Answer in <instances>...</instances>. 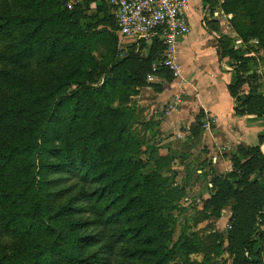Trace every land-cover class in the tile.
I'll return each instance as SVG.
<instances>
[{
	"label": "trees",
	"instance_id": "trees-1",
	"mask_svg": "<svg viewBox=\"0 0 264 264\" xmlns=\"http://www.w3.org/2000/svg\"><path fill=\"white\" fill-rule=\"evenodd\" d=\"M70 1L0 0V264H170L173 212L185 188L161 174L171 162L144 172L134 110L113 107L162 61L164 46L152 37L146 59L114 65L112 8L106 0L68 8ZM262 1L229 0L224 9L247 8L252 38L264 43ZM92 5L96 15L83 25ZM100 16L112 31L95 26ZM216 50L222 66L225 46ZM241 72L234 70L238 85H248ZM249 93L233 95L237 115L254 109L264 118V97ZM261 152L257 145L232 153L233 171L214 180L208 202L214 214L231 208L230 234L242 252L252 253L264 222ZM196 241L185 239L184 250ZM234 264L258 263L241 254Z\"/></svg>",
	"mask_w": 264,
	"mask_h": 264
},
{
	"label": "rangeland",
	"instance_id": "rangeland-1",
	"mask_svg": "<svg viewBox=\"0 0 264 264\" xmlns=\"http://www.w3.org/2000/svg\"><path fill=\"white\" fill-rule=\"evenodd\" d=\"M228 1L210 0L206 7L202 0H191L186 11L191 26L190 33L185 44L178 46L177 52L179 76L175 77L170 72V76H166L158 72L159 74H155L158 80H150L153 75L151 68V73L143 83L132 88L131 97L113 104L114 108L130 107L134 110L136 124L132 131L143 144L137 161L149 162L144 172L155 170L156 163L164 165L171 162L163 167L161 174L166 178L173 176L174 185L185 188L180 208L173 212L175 223L172 227L171 247L175 251L170 264H234L235 258L241 254L258 264H264V222L258 225L251 238L252 253L242 252L239 248L241 239L231 238V208H224L219 214H214L212 207L208 205L214 180L219 177L226 179L233 171L230 163L232 153L239 147L260 145L264 155V118H257L254 109L252 115H248L246 110V115H237L236 111L241 104L233 98L236 95L247 97L249 92L254 97H264V43L257 37L252 38L251 28L254 23L248 9L239 3L233 12L228 13L224 9ZM74 4L84 7V0H72L67 7ZM94 7L92 5V8L84 11L87 19L82 22L83 25L96 15ZM260 7L262 11L256 19L264 21V0ZM102 17L100 16V23L95 26L112 31L105 25ZM114 33L117 39V59L114 65L130 56L141 59L148 57L150 40L132 42L121 39L116 30ZM218 43L225 46L226 53L221 68L218 66L220 73L214 76L202 68L195 70V59L206 53L207 49L216 48ZM185 57L190 58L192 63H185ZM108 69L113 70L112 66ZM235 69L243 71L241 77L248 81V85H238ZM205 73L209 76H205ZM190 85L194 86L197 94H184L183 91ZM231 89L235 91L232 92ZM192 97L199 98L192 101ZM176 101L179 104L175 105ZM208 107L214 111L206 114L204 108ZM185 111L194 115L192 123L187 124L190 119L182 115ZM211 114L216 116H210ZM178 115L187 117L185 128L180 129L176 135L173 131L162 133V125L159 127L158 123ZM199 116L204 117L202 128L197 123ZM210 117L215 118L216 122L208 133L203 127ZM214 128L218 131L214 139L219 137L218 142L222 144L217 147L211 139ZM228 135L234 138L231 143L227 142ZM214 156L224 158L228 166L221 164L222 162L215 164V160L208 163V157L210 160ZM234 182V179L229 180L232 185ZM185 239L191 242L197 240L198 246L189 251L184 250Z\"/></svg>",
	"mask_w": 264,
	"mask_h": 264
},
{
	"label": "built area",
	"instance_id": "built-area-1",
	"mask_svg": "<svg viewBox=\"0 0 264 264\" xmlns=\"http://www.w3.org/2000/svg\"><path fill=\"white\" fill-rule=\"evenodd\" d=\"M112 8L117 33L123 40L138 42L158 37L164 46L162 61L152 65L153 75L165 70L179 76L178 46L190 33L187 9L191 0H106ZM179 104V101H176ZM216 119L206 120L204 130L210 132Z\"/></svg>",
	"mask_w": 264,
	"mask_h": 264
},
{
	"label": "crops",
	"instance_id": "crops-1",
	"mask_svg": "<svg viewBox=\"0 0 264 264\" xmlns=\"http://www.w3.org/2000/svg\"><path fill=\"white\" fill-rule=\"evenodd\" d=\"M190 28H191V26H190ZM186 40H187V37L183 38L179 45L185 44ZM216 49H217V46H216V48L211 47V48L206 50L207 51L206 53L201 54L200 56H198L197 59H195V61H194V63L196 64V68H194V69L198 70V69L202 68V70H204L205 72H206V70H208L209 73H212L214 76H217L218 73H220V72H218L219 71L218 70L219 63H218V54H217V50ZM183 61L185 63H192V60L190 58H187V57H185L183 59ZM219 67L221 68V66H219ZM206 75H208V74L205 73V76ZM190 86L191 87H189V88H185V91H183V92H185L184 94H187V95L188 94H190V95L197 94L198 92L195 91L194 86H192V85H190ZM207 90H208V88H207ZM198 98L199 97H192V99H193L192 101H194V100H196ZM209 108L210 107L204 108V110H205L204 112L206 114H208L210 111L211 112L214 111L213 108H210V109ZM182 115H186V116H188V119H190V121L187 124L192 123V121H194V119H193L194 115L193 116L190 115L189 112L185 111L184 114H182ZM182 115H180V116L178 115L176 117H171L170 116V117H168V119L165 118L163 123H161V124L158 123L159 127H161V125H162V127H161L162 133L173 131L175 133V135H176L179 132L180 129L185 128L184 127L185 126V122H186L185 119L187 117L182 116ZM210 116H216V114H211ZM187 128L188 127H186V130H187ZM217 132H218L217 129L215 130V128H214L212 133H211L212 142H213V144L216 147L219 144L222 145L221 142H218V140L220 141L219 137H216L214 139V137L217 136V134H216ZM227 138H228L227 142H230V143L234 140V138L231 135L230 136L228 135ZM209 158L210 157H208V163H209V161H214L215 160L216 161L215 164H217L218 162H222L221 164L228 166V164L225 161V159L222 158L221 156H214L210 160H209ZM191 173H193V172H191ZM187 182H189V180Z\"/></svg>",
	"mask_w": 264,
	"mask_h": 264
}]
</instances>
